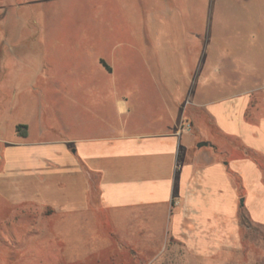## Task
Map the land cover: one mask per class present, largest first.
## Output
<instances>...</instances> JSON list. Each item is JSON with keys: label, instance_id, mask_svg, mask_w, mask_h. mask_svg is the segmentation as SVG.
<instances>
[{"label": "crops", "instance_id": "obj_1", "mask_svg": "<svg viewBox=\"0 0 264 264\" xmlns=\"http://www.w3.org/2000/svg\"><path fill=\"white\" fill-rule=\"evenodd\" d=\"M236 1L229 14L227 0H116L130 23L116 27L115 57L97 55L93 73L108 81L111 102L95 109L76 102L65 139L31 138L29 123L14 121L0 196L11 205L34 203L102 220L127 249H151L157 235L152 256L165 238L194 249L207 238L215 247L219 241L233 246L240 209L254 225H264L260 163L234 152L218 158L220 146L209 135L236 140L264 160V87L232 80L219 87L213 75V64L224 59L253 61L256 32L264 31V0H254L255 7ZM235 28L253 31L252 41L240 44L226 33ZM187 79L196 82L179 93ZM94 91L99 87L82 94ZM143 94L150 95L149 105L138 103ZM20 124L25 136L16 131ZM120 216L136 225L129 240Z\"/></svg>", "mask_w": 264, "mask_h": 264}, {"label": "rangeland", "instance_id": "obj_2", "mask_svg": "<svg viewBox=\"0 0 264 264\" xmlns=\"http://www.w3.org/2000/svg\"><path fill=\"white\" fill-rule=\"evenodd\" d=\"M227 3V12L230 9L232 14L238 2ZM254 3L251 0L250 6L255 7ZM116 6V0H0V169L5 150L15 138L14 121H27L31 138L65 139L76 102L91 104L94 109L111 102L108 81H98L93 73L97 55L115 57L116 27L130 23L128 15ZM260 9L264 11V3ZM211 21H215L213 14ZM226 33L240 44L252 41L255 34L236 28ZM256 35V44L251 46L253 61L224 59L213 64L219 87L228 80L236 86L245 82L264 87L263 29ZM236 49L243 52V44ZM193 82L195 79L181 80L178 92L189 90ZM95 86L99 91L82 94ZM137 100L141 106L149 105L150 95ZM209 135L220 146L218 158L234 152L236 157L259 162L264 176V160L255 153L215 131L210 130ZM96 180L93 176L94 188ZM95 221L69 217L34 203L11 205L0 196V264H264V225L251 223L243 209L238 212L233 246L219 241L215 247L207 238L194 249L165 238L160 253L153 256L157 235L151 249H127L125 239L109 235L108 224ZM117 221L129 240L136 225L126 216ZM155 223L156 232L160 224Z\"/></svg>", "mask_w": 264, "mask_h": 264}, {"label": "trees", "instance_id": "obj_3", "mask_svg": "<svg viewBox=\"0 0 264 264\" xmlns=\"http://www.w3.org/2000/svg\"><path fill=\"white\" fill-rule=\"evenodd\" d=\"M105 66H106V64L105 63H103ZM16 131H17V133L19 134V135H21V136H25V134H26V126L25 125H17L16 126Z\"/></svg>", "mask_w": 264, "mask_h": 264}, {"label": "water", "instance_id": "obj_4", "mask_svg": "<svg viewBox=\"0 0 264 264\" xmlns=\"http://www.w3.org/2000/svg\"><path fill=\"white\" fill-rule=\"evenodd\" d=\"M202 145H206V142H200V143L198 144L199 147L202 146Z\"/></svg>", "mask_w": 264, "mask_h": 264}, {"label": "built area", "instance_id": "obj_5", "mask_svg": "<svg viewBox=\"0 0 264 264\" xmlns=\"http://www.w3.org/2000/svg\"><path fill=\"white\" fill-rule=\"evenodd\" d=\"M188 126V125H187Z\"/></svg>", "mask_w": 264, "mask_h": 264}]
</instances>
